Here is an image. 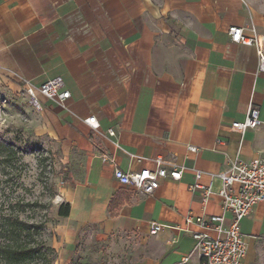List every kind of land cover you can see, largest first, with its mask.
<instances>
[{"label": "crops", "instance_id": "crops-1", "mask_svg": "<svg viewBox=\"0 0 264 264\" xmlns=\"http://www.w3.org/2000/svg\"><path fill=\"white\" fill-rule=\"evenodd\" d=\"M252 3L0 0V82L40 87L61 77L71 93L63 105L36 97V134L68 172L60 199L70 214L58 217L50 237L53 264H202L197 255L183 261L195 245L182 230L185 217L203 213L201 193L189 189L196 171L208 185V174L230 162L264 157L257 48L229 34L252 24L263 30ZM251 104L262 124L242 136L232 124L245 120ZM91 116L97 131L85 122ZM158 156L183 167L182 178L162 180L152 195L115 180V167L155 169ZM213 181L206 213L221 215V181ZM153 222L165 226L155 236ZM242 232L243 264H255L264 251V202L242 221ZM95 246H104L107 260L94 252L93 263L86 258Z\"/></svg>", "mask_w": 264, "mask_h": 264}, {"label": "built area", "instance_id": "built-area-1", "mask_svg": "<svg viewBox=\"0 0 264 264\" xmlns=\"http://www.w3.org/2000/svg\"><path fill=\"white\" fill-rule=\"evenodd\" d=\"M229 34L232 40L248 46H255L259 57V71L264 73V53L254 25L249 28L231 27ZM33 101L38 105L37 93L45 98L63 105L71 96L61 77L52 79L40 87L26 82ZM85 122L95 131L100 124L95 116L85 119ZM260 110L251 104L247 116L242 122H234L232 129L242 136L249 130L261 126ZM108 136L115 137L114 129L108 130ZM197 151V148H190ZM140 160L142 158H139ZM109 159L103 158L104 162ZM155 169L145 168L139 172H124L115 167L114 178L123 185L130 186L144 195L154 194L161 186L162 180L178 181L182 178L184 168L176 163L166 162L161 156L154 160ZM206 175L196 171V182L189 187L190 191H199L202 197L203 213L199 216L189 212L185 217V227L182 229L193 238L195 245L191 254L184 262L197 255L202 264H243L247 253L248 243L242 232V221L247 218L254 207L264 202V157H257L249 162L239 159L230 162L229 168L220 174H208L211 182L203 185L199 181ZM214 179L221 181V215H209L207 206L214 195ZM237 187V189H235ZM231 215L230 224L226 225V215ZM164 225L151 223L150 234L155 236L164 229Z\"/></svg>", "mask_w": 264, "mask_h": 264}, {"label": "rangeland", "instance_id": "rangeland-1", "mask_svg": "<svg viewBox=\"0 0 264 264\" xmlns=\"http://www.w3.org/2000/svg\"><path fill=\"white\" fill-rule=\"evenodd\" d=\"M252 2L253 15L264 26V0ZM256 29L264 53V27L262 31ZM39 111L25 83L0 82V223L18 217L41 227L33 238H21V242L41 248L40 254L24 264H53L56 253L50 237L58 223L60 194L68 180L66 165L55 149L36 134ZM8 242L9 237H0V246ZM91 252L101 254L98 262L107 260L104 246L90 248L86 258L93 263ZM255 264H264V251Z\"/></svg>", "mask_w": 264, "mask_h": 264}, {"label": "trees", "instance_id": "trees-1", "mask_svg": "<svg viewBox=\"0 0 264 264\" xmlns=\"http://www.w3.org/2000/svg\"><path fill=\"white\" fill-rule=\"evenodd\" d=\"M25 207L22 206L23 209ZM69 214L70 205L62 204L58 215L67 217ZM40 228V226L23 222L18 217L4 219L0 223V237H9L11 242L0 246V264H24L29 260H33L37 254H40L41 248L21 242L22 236L26 235L27 238H33Z\"/></svg>", "mask_w": 264, "mask_h": 264}]
</instances>
